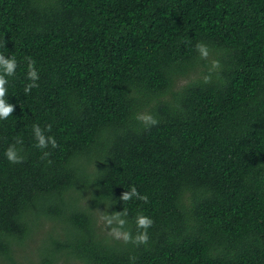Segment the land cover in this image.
<instances>
[{
    "label": "trees",
    "instance_id": "trees-1",
    "mask_svg": "<svg viewBox=\"0 0 264 264\" xmlns=\"http://www.w3.org/2000/svg\"><path fill=\"white\" fill-rule=\"evenodd\" d=\"M0 54V264H264V0H0ZM123 209L146 245L100 221Z\"/></svg>",
    "mask_w": 264,
    "mask_h": 264
},
{
    "label": "clouds",
    "instance_id": "clouds-1",
    "mask_svg": "<svg viewBox=\"0 0 264 264\" xmlns=\"http://www.w3.org/2000/svg\"><path fill=\"white\" fill-rule=\"evenodd\" d=\"M196 50L202 59H207L209 56V48L203 42H198L196 44ZM27 63V79L31 81L24 87L25 94H29L33 88L38 87L37 81L40 79L39 73L35 67L36 61L31 58H26ZM213 69L219 67V62L214 61L212 65ZM17 68V60L15 56L6 58L3 54H0V120H6L15 111V105L6 101L5 97L7 95L6 85L8 80L6 77L13 76ZM209 77H205V82H208ZM137 119L145 123L146 125H156L158 121L150 114H140ZM51 125H47L46 129H42L38 124L32 126V131L34 133V139L36 140V147L39 149H47L49 145L52 148L58 147L57 140L54 136L46 135L45 132L51 131ZM23 140L19 137L15 138V143L8 146L5 151V156L10 163L16 164L23 161V157L19 154L22 149H18L17 145H22ZM50 155L49 152H44V157ZM135 197L144 203L148 202L147 195H141L137 189L133 186L130 191L123 192L120 199L122 201H130ZM127 210L112 212V213H101V220H103L108 228H110L109 235L113 238L122 240L125 243H133L137 246L142 244H147L149 240L148 230L154 223L153 219L149 216L139 213L135 217V223L137 227V234L132 235L130 230H125V225L127 224ZM115 224V226H113Z\"/></svg>",
    "mask_w": 264,
    "mask_h": 264
},
{
    "label": "rangeland",
    "instance_id": "rangeland-1",
    "mask_svg": "<svg viewBox=\"0 0 264 264\" xmlns=\"http://www.w3.org/2000/svg\"><path fill=\"white\" fill-rule=\"evenodd\" d=\"M188 80H189L188 78H181L179 84H183V83L187 82ZM100 217H101V215H100ZM100 221H103V220H101V218H100ZM47 224L53 225V224H58V222L48 221Z\"/></svg>",
    "mask_w": 264,
    "mask_h": 264
}]
</instances>
